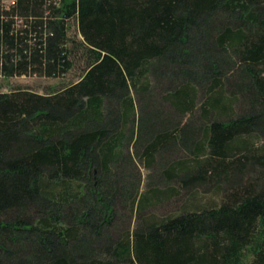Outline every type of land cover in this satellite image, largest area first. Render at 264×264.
Masks as SVG:
<instances>
[{
    "label": "trees",
    "instance_id": "trees-1",
    "mask_svg": "<svg viewBox=\"0 0 264 264\" xmlns=\"http://www.w3.org/2000/svg\"><path fill=\"white\" fill-rule=\"evenodd\" d=\"M78 52V81L0 91V264H264V0H0L1 76H64ZM157 89L182 114L203 95L202 139L147 106ZM177 144L192 157L166 177L225 199L113 234L121 200H145L122 166Z\"/></svg>",
    "mask_w": 264,
    "mask_h": 264
},
{
    "label": "rangeland",
    "instance_id": "rangeland-1",
    "mask_svg": "<svg viewBox=\"0 0 264 264\" xmlns=\"http://www.w3.org/2000/svg\"><path fill=\"white\" fill-rule=\"evenodd\" d=\"M2 3L9 7L14 0H1ZM69 36L75 39V42H69V46L73 52H77L76 42L82 40V35L78 29L77 20L75 18L69 21ZM72 52V53H73ZM85 70V58L82 52H78L74 59V66L64 76H40L37 74H23L5 78L0 75V91L7 92L15 88L30 89L38 93H47L53 89L62 87L63 85L76 82L83 75ZM227 77L232 84L241 82L237 70L229 69ZM237 87L231 85L232 95ZM164 94L162 90H155L146 97L147 106H153L159 111H163L165 116L173 118L174 122L189 123L185 127V131L190 132L192 128L196 129L194 139H202L204 118L202 117L201 104L204 101L203 95L198 98L199 106L194 114L192 113H176V111L164 102L161 96ZM227 97V96H226ZM230 109H224L221 113H216L221 120L236 117L249 108V102L242 96L239 101L231 103ZM201 125V126H200ZM146 129V127H145ZM264 137H252L253 147L261 145ZM140 155V156H138ZM138 155H132L133 162H126L122 166V174L126 183L133 186V194L137 190L138 194L144 195L145 200L141 204V212L132 211L129 203L121 202L116 206V217L114 218L110 231L113 234L122 235L124 232H133L134 229L142 222L149 219L161 220L184 210L199 209L204 206H215L221 203L225 197V192H221L215 184L208 186H180L173 179H168L164 171L170 167L175 159L192 157L187 147L180 144L170 146L167 150L158 153L154 158L145 160L140 149ZM239 181L236 176H232L227 184H235ZM135 183V184H134ZM178 189L176 190L175 189ZM117 238V237H116Z\"/></svg>",
    "mask_w": 264,
    "mask_h": 264
}]
</instances>
